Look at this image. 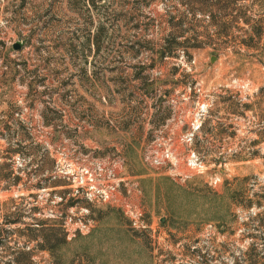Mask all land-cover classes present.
I'll list each match as a JSON object with an SVG mask.
<instances>
[{"label": "rangeland", "instance_id": "1", "mask_svg": "<svg viewBox=\"0 0 264 264\" xmlns=\"http://www.w3.org/2000/svg\"><path fill=\"white\" fill-rule=\"evenodd\" d=\"M194 121L216 187L176 174ZM169 133L176 168L145 165ZM108 155L124 157L145 229L48 179ZM3 161L0 264H264V0H0ZM67 215L92 227L62 243Z\"/></svg>", "mask_w": 264, "mask_h": 264}, {"label": "built area", "instance_id": "2", "mask_svg": "<svg viewBox=\"0 0 264 264\" xmlns=\"http://www.w3.org/2000/svg\"><path fill=\"white\" fill-rule=\"evenodd\" d=\"M199 127L200 122L194 121L188 131L180 137V141L187 147L185 153L187 171L176 172V174L182 179L206 174L208 184L216 187L221 183L220 175L209 172L207 165L200 159L192 145L194 133ZM141 159L145 165L153 169H175L179 156L172 134H159L146 143L141 151ZM57 164L55 163L54 173L66 178L74 194H77L81 199L94 205H106L119 209L135 229H145L148 226L144 207L136 194L138 193L137 184L131 175L125 173V159L122 155L92 158L74 168L68 164V168L63 170ZM73 208L76 207L71 206V213H73ZM80 209L88 211L86 207ZM52 215L57 217V215ZM61 227L66 237L70 239L78 231L81 233L89 231L92 227V220L79 218L72 221V216L67 215L62 221Z\"/></svg>", "mask_w": 264, "mask_h": 264}, {"label": "trees", "instance_id": "3", "mask_svg": "<svg viewBox=\"0 0 264 264\" xmlns=\"http://www.w3.org/2000/svg\"><path fill=\"white\" fill-rule=\"evenodd\" d=\"M256 33L259 35L258 37H260V30L259 31H256ZM252 38V37H251ZM171 52V51H170ZM232 113H234V112H232ZM38 146V145H37ZM193 148H194V150L196 151V149H195V146L193 145ZM197 152V151H196ZM9 158V157H8ZM53 162H54V160H53ZM4 165H7V163L5 162V161H3L2 163H0V167H2V166H4ZM54 171H55V165L53 166V168L49 171V173H50V175L48 176V179H50V178H52V179H58V180H61V179H65V178H62V177H60V176H58V175H56L55 173H54ZM10 175V172H6V173H0V178L2 179V178H6L7 176H9ZM19 179V177L18 176H15V178H14V181H16V180H18ZM65 184H69V182L68 183H65ZM44 187V186H43ZM54 187H56V186H54ZM72 203V202H71ZM70 203V204H71ZM58 228V229H57ZM49 230H50V232L48 233V234H44L43 236H44V238H45V244L43 245V247L45 248V249H47V250H49V251H52V248L54 247V243H51L53 240H54V232H53V230H55L53 227H51V228H49ZM56 230H60L61 232H62V236L60 237L61 239H62V243H65L66 241H65V232H64V230L62 229V227L60 226V227H56Z\"/></svg>", "mask_w": 264, "mask_h": 264}, {"label": "water", "instance_id": "4", "mask_svg": "<svg viewBox=\"0 0 264 264\" xmlns=\"http://www.w3.org/2000/svg\"><path fill=\"white\" fill-rule=\"evenodd\" d=\"M19 46H20V45H19V43H17V42L13 44V48H14V49H18ZM215 59H216V57L212 55V56L210 57V63H212Z\"/></svg>", "mask_w": 264, "mask_h": 264}]
</instances>
